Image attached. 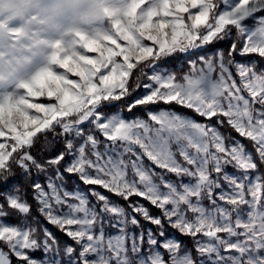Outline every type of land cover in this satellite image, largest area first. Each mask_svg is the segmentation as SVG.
<instances>
[{
  "label": "rangeland",
  "instance_id": "374dc122",
  "mask_svg": "<svg viewBox=\"0 0 264 264\" xmlns=\"http://www.w3.org/2000/svg\"><path fill=\"white\" fill-rule=\"evenodd\" d=\"M220 1L216 11L213 0H84L52 19L26 24L23 36L14 33L21 40L0 47V170L18 152L19 163L27 165L23 149L37 132L60 124L74 138L91 122L100 139L88 136L71 150L69 171L160 206L170 224L197 235L199 264H264V204L258 203L259 181L249 172L253 161L239 143L227 146L214 127L168 110L150 112L146 120L97 111L104 100L121 96L137 62L176 50L196 52L227 24L241 28L240 54L264 57V15H255L264 0ZM237 73L250 97L220 60L200 56L178 81L153 71L137 102L176 101L205 117L221 114L255 141L264 161L263 111L253 104L264 103V73L245 64H237ZM155 166L161 169L156 180L150 173ZM204 195L210 208L201 203ZM38 197L45 216L80 243L85 264H166L152 239L135 234V219L105 199L102 217L85 193L58 181L41 187ZM0 239L29 264L75 263L69 247L60 251L47 240L41 258L30 257L26 249L37 245L27 229L1 221ZM164 246L169 264H193L174 241ZM8 256L0 251V264H9Z\"/></svg>",
  "mask_w": 264,
  "mask_h": 264
},
{
  "label": "trees",
  "instance_id": "16d2710c",
  "mask_svg": "<svg viewBox=\"0 0 264 264\" xmlns=\"http://www.w3.org/2000/svg\"><path fill=\"white\" fill-rule=\"evenodd\" d=\"M213 3L216 11L220 10L222 2L213 0ZM255 15H264V9L255 12ZM251 20L252 17L244 21L248 23ZM241 36V28L237 24H227L196 52L185 55L176 50L137 62L130 70L121 96L104 100L97 111L103 117L118 115L125 120H146L150 112L168 110L214 127L225 145L239 143L244 151L249 154L253 161V168L249 172L259 181L258 203L264 204V161L260 150L251 137L239 133L225 116L215 114L205 117L196 110L176 101L137 102L143 95L145 85L151 80L150 75L153 71L168 74L178 81L191 72L192 63L198 62L200 56L212 58L215 64L217 60H220L241 87L242 92L250 97L240 83L237 64L248 65L255 73L263 74L264 57L255 53L240 54L238 50L241 46ZM253 104L262 109L264 117V103L258 104L257 101H254ZM81 130L82 132L74 138L63 134L60 124L45 131H39L32 139L29 147L23 149L29 157L27 165L23 166L19 163L20 152H18L12 155L7 168L0 170V221L27 229L29 238L35 241L37 247L26 249V253L30 257L41 258L43 240H47L55 249L60 251L69 247L71 257L75 260L74 264H85L80 251V243L63 227L50 221L43 213L38 191L50 181H58L68 191L80 190L85 193L88 204L102 217L106 215L103 214L105 207L102 199L121 208L126 214H130L135 219V234L140 233L145 241L152 239L166 264L170 263L169 248L164 246V242L167 240L176 243L178 254H186L193 264H199L200 254L197 249V235L184 233L170 224L160 206L139 195L133 194L124 197L100 185L86 183L78 173L66 168L67 163L71 160V150L77 144L81 141L88 142V136L97 140L100 139V133L91 122L82 125ZM70 140H72L73 145L71 148L69 146ZM228 170L234 172L233 168ZM160 171L161 169L156 166L150 169L155 180ZM165 172H167L168 179L178 180L179 176L176 173ZM10 199L23 204L26 211L22 212L14 207ZM201 203L206 208L212 206L209 198L205 195L202 197ZM139 209H144L146 215ZM103 227L108 229L110 226L103 223ZM0 251L9 253V264H29L26 258H19L12 254L8 243L2 239H0Z\"/></svg>",
  "mask_w": 264,
  "mask_h": 264
},
{
  "label": "crops",
  "instance_id": "0c3cea01",
  "mask_svg": "<svg viewBox=\"0 0 264 264\" xmlns=\"http://www.w3.org/2000/svg\"><path fill=\"white\" fill-rule=\"evenodd\" d=\"M84 0H0V47L13 44L15 39L21 40L19 35H24L22 28L32 21H42L43 17L61 11L65 7L77 5ZM18 5V6H16ZM6 23H9L7 26ZM14 23V24H13ZM18 24L20 29L12 30ZM9 26H11L9 28ZM17 33V34H14ZM17 37V38H16Z\"/></svg>",
  "mask_w": 264,
  "mask_h": 264
},
{
  "label": "water",
  "instance_id": "95a60500",
  "mask_svg": "<svg viewBox=\"0 0 264 264\" xmlns=\"http://www.w3.org/2000/svg\"><path fill=\"white\" fill-rule=\"evenodd\" d=\"M193 52V49H190L189 53L188 54H191Z\"/></svg>",
  "mask_w": 264,
  "mask_h": 264
}]
</instances>
